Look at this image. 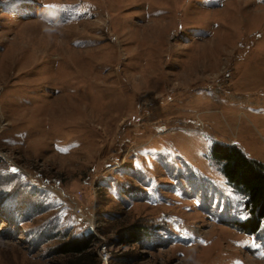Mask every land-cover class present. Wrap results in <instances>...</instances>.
Listing matches in <instances>:
<instances>
[{
	"label": "rangeland",
	"instance_id": "1",
	"mask_svg": "<svg viewBox=\"0 0 264 264\" xmlns=\"http://www.w3.org/2000/svg\"><path fill=\"white\" fill-rule=\"evenodd\" d=\"M214 143L264 167V0H0V264L86 230L107 264H264Z\"/></svg>",
	"mask_w": 264,
	"mask_h": 264
},
{
	"label": "trees",
	"instance_id": "2",
	"mask_svg": "<svg viewBox=\"0 0 264 264\" xmlns=\"http://www.w3.org/2000/svg\"><path fill=\"white\" fill-rule=\"evenodd\" d=\"M210 157L220 164V173L227 185L246 199L244 209L248 217L239 223L240 231L248 235L256 234L264 218V167L248 159L235 146L214 143L210 149ZM145 235V227L132 225L121 233L118 242L125 246L136 245L144 240ZM95 244L90 231L86 230L81 237L63 240L54 252L66 258L64 264H100L94 250Z\"/></svg>",
	"mask_w": 264,
	"mask_h": 264
},
{
	"label": "built area",
	"instance_id": "3",
	"mask_svg": "<svg viewBox=\"0 0 264 264\" xmlns=\"http://www.w3.org/2000/svg\"><path fill=\"white\" fill-rule=\"evenodd\" d=\"M76 211L78 214H81L80 209H76ZM96 250L100 264H107L110 260V253L107 251L106 247L104 245H100Z\"/></svg>",
	"mask_w": 264,
	"mask_h": 264
}]
</instances>
